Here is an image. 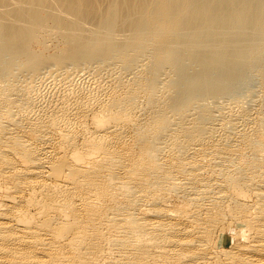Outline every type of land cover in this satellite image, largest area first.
Listing matches in <instances>:
<instances>
[{
    "label": "bare ground",
    "instance_id": "obj_1",
    "mask_svg": "<svg viewBox=\"0 0 264 264\" xmlns=\"http://www.w3.org/2000/svg\"><path fill=\"white\" fill-rule=\"evenodd\" d=\"M45 58H113L120 69L95 92L57 77L62 105L32 101L40 81L12 99L1 83L10 66L36 76ZM258 59L264 0H0V264H264V116L231 144L205 139L206 107L190 111ZM141 97L150 112L139 124ZM173 117L169 153L159 156ZM192 145L197 152L182 154ZM223 159L228 167L215 166ZM161 189H182L194 207L174 211ZM213 204L222 212L204 224ZM226 214L241 240L218 249L206 232Z\"/></svg>",
    "mask_w": 264,
    "mask_h": 264
},
{
    "label": "rangeland",
    "instance_id": "obj_2",
    "mask_svg": "<svg viewBox=\"0 0 264 264\" xmlns=\"http://www.w3.org/2000/svg\"><path fill=\"white\" fill-rule=\"evenodd\" d=\"M148 59V54L141 53L138 57L137 62L132 65L128 70L124 71L120 75L121 80H125L132 76V73L137 71L141 64ZM264 59L256 60L252 65L245 67L239 75L234 79H225L224 81V92L217 96L204 97L197 100L190 108L191 112L197 113L202 107H206L208 110L209 118L205 127V139L218 140L220 142H228L231 144L236 143L239 135V131L250 128L257 119H261L264 116V81L259 76L261 73L258 72L260 67L259 64L263 63ZM258 65V66H256ZM120 66L113 58H107L103 60H92L72 63L70 61L65 62L62 66H57L50 59L45 58L37 66L38 74L31 76L29 71L13 64L10 66L8 71L9 76L3 79L1 82L4 87L11 88L9 95L12 99H19L21 90L20 87L29 81L34 84L38 81L42 82L39 88V92L42 94L36 96L35 87L30 92L31 99L38 105H52L56 102L62 105L64 100L59 99L62 94L66 92L65 87L58 83L57 77H60L64 73H68L70 79L76 82L81 89L96 91L98 83H108L109 78L116 75ZM53 71V76L48 72ZM96 71V72H95ZM259 73V74H258ZM48 75V76H47ZM169 69L164 67L158 74V85L168 77ZM42 76V77H41ZM263 78V77H262ZM61 100V101H60ZM138 102L141 105V110L136 112L137 120L139 124H142L148 117L149 108L144 106L146 103L144 98L141 97ZM39 110L32 107V113L37 114ZM85 116L91 121L90 111L85 112ZM179 121L178 117L171 119L170 129L166 131L157 141L158 149L156 150L157 155L161 156L163 153H169L164 148L165 143L170 140L171 129L176 127ZM186 123L192 122L191 119L185 120ZM134 134L133 129H128L125 133V138L130 139ZM193 146V145H192ZM199 147H190L189 151L182 154H192L194 151L197 152ZM135 154H139L140 150L136 145L133 151ZM249 157L252 155H248ZM228 167L230 161L223 159L218 162L215 166ZM180 191V192H179ZM182 189L177 191L161 189L160 193L163 194L164 200L162 202L174 211L186 212L192 209L194 205L190 203L189 196L183 192ZM125 199V198H124ZM248 204H252L255 201V197L248 193L244 199ZM210 202V201H209ZM141 203L137 205L140 206ZM108 208L114 207L112 199L107 200ZM210 214L202 213L200 221L205 224L208 217L218 213L219 205ZM140 208V207H139ZM138 208V209H139ZM136 209V210H138ZM142 207L137 211L138 215H142ZM233 217L229 214L223 216L220 226L214 228L211 232H206V237L211 238L216 245V248L221 249L223 247H230L233 243L240 242L241 237L229 227ZM232 225H236L235 220ZM233 232V234H232ZM235 233V234H234ZM234 237V238H233ZM240 237V238H239ZM171 264H179V261L175 258L168 259Z\"/></svg>",
    "mask_w": 264,
    "mask_h": 264
}]
</instances>
